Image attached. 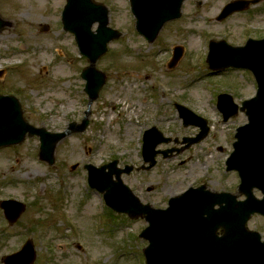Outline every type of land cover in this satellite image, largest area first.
Wrapping results in <instances>:
<instances>
[{
  "label": "rangeland",
  "instance_id": "1",
  "mask_svg": "<svg viewBox=\"0 0 264 264\" xmlns=\"http://www.w3.org/2000/svg\"><path fill=\"white\" fill-rule=\"evenodd\" d=\"M96 1L109 7L110 26L122 36L109 44L98 62L106 83L91 105L89 127L58 144L53 167L38 161L37 138L0 150V200L14 199L27 207L12 226L0 209V264L27 240L36 247L35 264H144L139 235L146 224L105 207L102 196L87 186L83 168L87 164L99 167L117 160L120 168L132 166L128 175L121 176L122 182L154 208H166L172 196L199 184L216 192L237 191L238 177L225 171L224 161L235 130L246 118L239 114L223 123L216 98L228 93L239 104L255 94L256 86L244 71L210 76L205 48L208 39H214L210 37L239 43L248 24L236 17L224 27L206 24L218 3L202 5L193 23L194 7L187 4L182 19L162 29L149 44L135 33L125 0ZM62 5L63 0H0V17L10 23L0 33V70H4L0 93L18 97L28 122L51 132L80 123L88 102L79 75L87 61L71 36L56 27ZM259 16L264 15L253 18ZM44 25L47 32L40 31ZM177 46L184 48L185 55L170 69L167 64ZM175 102L186 103L208 129V137L187 150L182 138L198 129L182 127ZM211 124L215 128L209 130ZM153 126L178 140L159 149L181 152L166 160L158 157L156 167L139 171L142 135ZM73 165H78L74 171ZM248 228L264 237V223L257 217Z\"/></svg>",
  "mask_w": 264,
  "mask_h": 264
},
{
  "label": "water",
  "instance_id": "2",
  "mask_svg": "<svg viewBox=\"0 0 264 264\" xmlns=\"http://www.w3.org/2000/svg\"><path fill=\"white\" fill-rule=\"evenodd\" d=\"M130 1L137 20V31L151 42L166 21L179 17L185 0ZM248 4L236 2L228 8L241 10ZM96 22L99 28L93 33L91 27ZM63 23L64 29L75 36L81 54L89 62V67L81 75L86 82L84 92L89 99L82 123L71 124L61 134L35 129L22 119L20 105L15 98L0 97V148L21 143L29 132L31 137L40 138V159L49 164L54 162L55 147L60 141L87 128L89 108L105 83L104 75L96 69V62L106 53L108 43L120 37L119 32L108 27V11L94 5L91 0H68ZM3 26L0 20V30ZM215 45H210L207 59L211 69L231 67L249 70L257 83L256 96L244 102L240 108L248 124L237 130L234 152L226 162L227 171L238 173L239 192L246 196V201L236 203L229 194L215 195L202 187L171 198L166 210H154L150 206H143L122 183L121 174H129L132 167L118 170L117 161L100 169L86 166L89 186L103 194L108 207L131 218L145 216L150 224L142 235L150 243L145 251L146 264H264V244L259 243L256 233L246 230V223L253 214L264 215V40L249 41L245 47L231 49L230 53ZM177 60L176 57L172 65ZM218 108L223 113L224 121L237 113V106L227 96L218 98ZM182 118L185 126H188L194 123L192 119L196 117L185 110ZM195 124L201 127L202 132L190 144L199 142L206 135L205 122L198 119ZM169 142L170 139L163 138L155 128L144 133L142 157L144 163H149L145 170L156 164V147ZM166 156L163 155L164 158ZM254 189L261 192L262 200L254 197ZM223 203L225 207H222ZM216 205L221 208L215 210ZM0 206L9 223L16 222L24 212V205L18 202L5 201ZM219 229L223 232L221 237L216 234ZM34 258V247L27 242L20 252L7 257L5 263L31 264Z\"/></svg>",
  "mask_w": 264,
  "mask_h": 264
},
{
  "label": "flooded vegetation",
  "instance_id": "3",
  "mask_svg": "<svg viewBox=\"0 0 264 264\" xmlns=\"http://www.w3.org/2000/svg\"><path fill=\"white\" fill-rule=\"evenodd\" d=\"M192 1H193V5H195L197 7H200L204 3V1H205V5L206 6H211V2H212V0H192ZM263 3L264 2H262L260 5H262ZM250 11H251V9L248 10L247 12L239 13V14H236V15H248L247 21L248 22H252L254 20L253 16L257 15L258 12H256V11H251L250 12ZM254 29L255 30L251 31L249 34L248 33L244 34L246 36V38L247 37H251L253 39H263L264 38V25H261V26H258V27H254Z\"/></svg>",
  "mask_w": 264,
  "mask_h": 264
}]
</instances>
